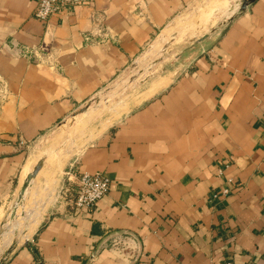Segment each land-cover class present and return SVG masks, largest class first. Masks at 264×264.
I'll use <instances>...</instances> for the list:
<instances>
[{
    "label": "crops",
    "instance_id": "1",
    "mask_svg": "<svg viewBox=\"0 0 264 264\" xmlns=\"http://www.w3.org/2000/svg\"><path fill=\"white\" fill-rule=\"evenodd\" d=\"M193 1L92 0L41 20L38 0H0V197L28 145ZM203 41L76 159L110 179L93 208L72 204L69 166L40 176L38 219L4 264H264V0Z\"/></svg>",
    "mask_w": 264,
    "mask_h": 264
},
{
    "label": "rangeland",
    "instance_id": "2",
    "mask_svg": "<svg viewBox=\"0 0 264 264\" xmlns=\"http://www.w3.org/2000/svg\"><path fill=\"white\" fill-rule=\"evenodd\" d=\"M218 4V0L217 3L214 0L191 2L159 32L129 68L28 145L30 166H25L22 183L0 197V262H6L10 254L7 251L27 237L38 219L37 205L43 198L40 176L49 169L60 171L64 165L69 166L66 172L70 170L87 145L147 98L151 93L148 89L151 78L171 71L196 53L203 41L199 39L205 34H209L208 39L216 38L227 20L225 16L219 17L222 13L217 11L221 8ZM41 160L43 168L20 198L24 180Z\"/></svg>",
    "mask_w": 264,
    "mask_h": 264
},
{
    "label": "built area",
    "instance_id": "3",
    "mask_svg": "<svg viewBox=\"0 0 264 264\" xmlns=\"http://www.w3.org/2000/svg\"><path fill=\"white\" fill-rule=\"evenodd\" d=\"M92 0H38L34 15L35 17L46 20L51 14L62 11H73L76 7L90 4ZM44 51L42 46L38 50ZM23 54L29 58L36 55L35 50L25 47L22 49ZM70 178H75L72 190V204L77 210H90L96 203L104 197L110 187V179L101 173L83 172L76 174L75 166L67 171ZM229 189L224 190V194ZM216 196V194H215Z\"/></svg>",
    "mask_w": 264,
    "mask_h": 264
},
{
    "label": "water",
    "instance_id": "4",
    "mask_svg": "<svg viewBox=\"0 0 264 264\" xmlns=\"http://www.w3.org/2000/svg\"><path fill=\"white\" fill-rule=\"evenodd\" d=\"M222 1L223 0H218L219 2L218 5H220L221 7L223 5L224 8H217V11L220 10L222 13V15L219 16L220 18L225 16L227 20L222 24L223 27L217 34H220L225 29H227V27L231 24V22L235 20L237 17H239L240 15H242L249 8V6H251L256 0H224L223 2ZM220 18H218V23L221 22ZM208 35L209 34H205L201 39H199V41L207 39ZM43 166H44V161L41 160L37 163V165L33 168V170L30 173H28L26 179L24 180L21 186L20 198H22L23 195L27 193L29 187L31 186L33 179L37 177V175L39 174ZM11 251L12 249L10 248L7 251V253H11ZM0 264H4V262L1 261Z\"/></svg>",
    "mask_w": 264,
    "mask_h": 264
},
{
    "label": "bare ground",
    "instance_id": "5",
    "mask_svg": "<svg viewBox=\"0 0 264 264\" xmlns=\"http://www.w3.org/2000/svg\"><path fill=\"white\" fill-rule=\"evenodd\" d=\"M206 16H208V15H206Z\"/></svg>",
    "mask_w": 264,
    "mask_h": 264
}]
</instances>
